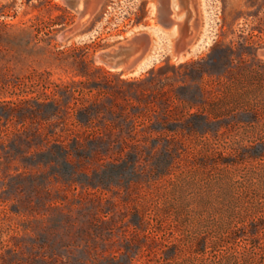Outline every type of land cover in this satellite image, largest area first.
I'll use <instances>...</instances> for the list:
<instances>
[{"label": "rangeland", "instance_id": "obj_1", "mask_svg": "<svg viewBox=\"0 0 264 264\" xmlns=\"http://www.w3.org/2000/svg\"><path fill=\"white\" fill-rule=\"evenodd\" d=\"M86 4L80 12L66 0H0V264H115L129 239L187 243L201 231L212 240L227 227L240 235L193 262L187 249L171 264H221L225 257L264 264V226L248 232L263 219L264 175L251 177L242 163L199 175L194 186L178 177L204 152L241 159L249 151L264 160V0H188L191 34L179 52L185 8L176 0ZM143 32L149 39L141 38L142 57L130 66L94 60L98 50ZM202 112L213 129L221 113L238 112L236 130H179L186 120L206 125ZM126 115L137 129L159 117L170 127L156 124L160 142L174 140L176 158L70 150L73 133H106ZM256 194L263 204L250 211ZM143 247L132 264L161 257L160 247Z\"/></svg>", "mask_w": 264, "mask_h": 264}, {"label": "trees", "instance_id": "obj_2", "mask_svg": "<svg viewBox=\"0 0 264 264\" xmlns=\"http://www.w3.org/2000/svg\"><path fill=\"white\" fill-rule=\"evenodd\" d=\"M264 64V63H263ZM204 95V91H202V95ZM40 105H45L46 102L39 103ZM47 105V104H46ZM87 111L81 110V116H85ZM78 114V113H77ZM239 113H230L231 117L228 114L221 113L219 116H223V118L218 123L219 125L214 129L213 127H209L208 122L211 118L208 116L207 112H202L201 117L206 122V125L198 127V125L192 120H186L181 123L180 131L185 132L187 134H195V133H202V134H211L217 133L223 134L224 131L228 133V131L236 130V126L231 121L233 119L239 118ZM191 115H197V113H193ZM251 118H258L259 113L257 110L250 111ZM124 125L122 123H117L118 125H113L112 127L108 128V131L103 134H96L92 133L91 135H85L86 137H82L80 133H73L71 141L70 150L77 152L80 155L84 153H91L95 154H109V153H126L128 155H140L143 153V150L149 154L154 155L158 154V152L164 151L168 156H171L172 159L176 157L173 156L176 152L178 153L179 149L174 140L166 139V143H161L160 140L161 136L160 129H164V131L170 127H166L163 125V121L160 120L159 117H156V123L153 125H145L142 129H137L133 126L132 120L129 118L128 115L124 116ZM233 117V118H232ZM237 117V118H236ZM77 118L79 119L80 117ZM223 121L224 123H222ZM252 121V120H251ZM230 123V124H229ZM156 124H160L159 128ZM118 129V131H117ZM117 132H116V131ZM158 133V135L153 136V132ZM135 134H142V139L139 141L133 140ZM165 139V138H164ZM173 142V143H172ZM186 148V147H185ZM70 152V151H69ZM83 153V154H82ZM255 155H251L249 151H246L245 155L241 157V159L236 158L234 155H230V157L221 156L216 157L211 152H204L202 154H196L190 162H187L185 166H182L180 175V182L182 185H195V182L200 183L199 175L206 176L205 178H209L213 175L220 173V168L225 169V171H229L234 169L237 165L242 163L246 164L247 166V173L252 176H262L264 175V160L261 161H254ZM189 164V165H188ZM221 174V173H220ZM262 196L260 194H256L255 196V204L254 205H247V209L253 211L254 209L260 208L263 203ZM236 209H233V212ZM133 223L137 227H142L141 219H134ZM257 224H262L264 226V215L262 222H255L252 225L248 226V232L251 235H256L257 233ZM226 227V226H225ZM240 235V232L235 230L234 228L227 227L225 230L222 231L220 236H216L214 239H210L209 236L201 231H195L191 234L190 238L187 241H180L175 240L171 241L170 243L164 245L163 242L165 238L161 237H147L142 236L138 239L127 240L125 243H122V250L120 252L119 258L115 261V264H132L133 259H137L140 256L143 246L147 249L152 251L155 248H159L160 251V258L155 260L154 263L148 264H171V262L178 261L179 262V255L187 249L192 253V257L188 256V259L193 262V259L197 256L200 257L205 253L208 247L216 246L220 244V242L226 241H233L237 236ZM173 260V261H172ZM232 261L231 257H225L221 264H230ZM141 262H146L141 261ZM189 262V261H188ZM143 263V264H144Z\"/></svg>", "mask_w": 264, "mask_h": 264}, {"label": "water", "instance_id": "obj_3", "mask_svg": "<svg viewBox=\"0 0 264 264\" xmlns=\"http://www.w3.org/2000/svg\"><path fill=\"white\" fill-rule=\"evenodd\" d=\"M184 8L185 16L182 21L177 23L178 35L174 43L175 49L178 52L185 49L191 34L189 26L190 11L186 0H184ZM142 37L149 39V35L145 32L133 35L115 45L98 50L93 58L109 68L119 69L125 66L128 67L142 57L145 41V39H141ZM258 52L264 57V47L260 48Z\"/></svg>", "mask_w": 264, "mask_h": 264}, {"label": "flooded vegetation", "instance_id": "obj_4", "mask_svg": "<svg viewBox=\"0 0 264 264\" xmlns=\"http://www.w3.org/2000/svg\"><path fill=\"white\" fill-rule=\"evenodd\" d=\"M66 1H67V3H69L70 5L75 6L77 9H78V8H81V9H79L80 12H81L84 8L87 7V4H86L87 0H66ZM186 1H187V5H188V0H186ZM176 2L178 3L179 6L184 7V0H176ZM78 5H79V6H78Z\"/></svg>", "mask_w": 264, "mask_h": 264}, {"label": "bare ground", "instance_id": "obj_5", "mask_svg": "<svg viewBox=\"0 0 264 264\" xmlns=\"http://www.w3.org/2000/svg\"><path fill=\"white\" fill-rule=\"evenodd\" d=\"M122 68H126V66L125 67H122ZM119 69H121V68H119Z\"/></svg>", "mask_w": 264, "mask_h": 264}]
</instances>
